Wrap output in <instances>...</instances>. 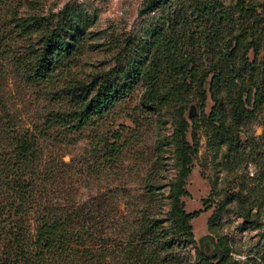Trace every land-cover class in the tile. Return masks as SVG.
<instances>
[{
	"label": "rangeland",
	"instance_id": "rangeland-1",
	"mask_svg": "<svg viewBox=\"0 0 264 264\" xmlns=\"http://www.w3.org/2000/svg\"><path fill=\"white\" fill-rule=\"evenodd\" d=\"M257 1L248 24L237 0H218L235 7L233 21L209 13L211 0H0V125L40 134L41 175H53L44 180L46 200L104 207L116 242L145 214L172 232L174 206L199 210L189 221L192 238L173 239L177 260L162 253L155 264H264V0ZM53 28L63 49L46 69L38 62ZM232 64L242 75L234 81ZM104 76L127 82L106 113L79 129L50 122V114L74 109L70 88L89 97ZM237 104L253 108L251 116H238ZM104 138L117 140L114 155ZM147 188L156 200L147 201Z\"/></svg>",
	"mask_w": 264,
	"mask_h": 264
},
{
	"label": "trees",
	"instance_id": "trees-1",
	"mask_svg": "<svg viewBox=\"0 0 264 264\" xmlns=\"http://www.w3.org/2000/svg\"><path fill=\"white\" fill-rule=\"evenodd\" d=\"M211 1L209 13L216 10L221 15L231 14L232 21L235 19L234 6L224 5L223 9L219 8L218 0ZM235 5L240 14L249 16L246 20L249 24L248 20L255 16L260 4L257 0H237ZM198 7L208 9L207 4L198 3ZM251 23L257 24L256 19ZM60 49H63L61 32L53 28L47 34L38 66L52 69L55 59H59ZM230 67L231 81L241 78L240 68H236V64ZM133 70L138 72L136 67H132ZM132 74L123 78L129 79ZM117 78L102 77L89 97L81 90L75 91V87L70 88L68 95L74 109L50 114V122L66 129H79L93 115H103L125 95L127 82L122 83ZM214 100L217 106L219 102ZM234 111L238 116L249 117L253 108L237 104ZM39 140V133L19 130L6 122L0 125V264H64L71 257L81 264H155L162 253L169 261L177 260L172 249L173 239L177 235L192 238L189 221L199 210L185 212L181 206H174L170 213L172 232L158 217L145 214L137 220L134 229H129L124 238L116 242L104 224L101 214L104 207L75 204L69 198L63 203L46 200L44 193L48 189L44 180L53 175H41ZM104 142L107 152L114 155L117 140L109 142L104 138ZM146 193L150 194L147 201L156 200L152 189L147 188ZM64 195L68 197V192Z\"/></svg>",
	"mask_w": 264,
	"mask_h": 264
},
{
	"label": "water",
	"instance_id": "water-1",
	"mask_svg": "<svg viewBox=\"0 0 264 264\" xmlns=\"http://www.w3.org/2000/svg\"><path fill=\"white\" fill-rule=\"evenodd\" d=\"M205 237L208 239V242L210 244H212V246H213V252H215L216 251V245H215V242H214L213 238L211 236H209V235H207ZM202 240H203V237L200 238V243L202 242ZM208 248H209V246H208V243H207L206 244V249H208Z\"/></svg>",
	"mask_w": 264,
	"mask_h": 264
}]
</instances>
